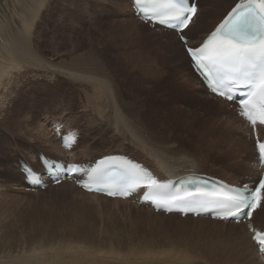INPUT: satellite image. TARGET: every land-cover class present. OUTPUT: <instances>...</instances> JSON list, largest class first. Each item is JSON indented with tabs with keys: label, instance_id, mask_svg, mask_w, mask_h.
Wrapping results in <instances>:
<instances>
[{
	"label": "rangeland",
	"instance_id": "obj_1",
	"mask_svg": "<svg viewBox=\"0 0 264 264\" xmlns=\"http://www.w3.org/2000/svg\"><path fill=\"white\" fill-rule=\"evenodd\" d=\"M123 1L127 6V13L118 11L114 0H50V3L43 7V16L41 14L38 30L47 27L43 22L50 19L52 20L50 23L53 25L49 34L46 33V35L42 31V34L39 33V35L44 39L47 37H54V39H43L39 49L42 53H47L44 56L48 59L49 65L42 63L41 59V62L35 60L38 57L19 56L25 59L21 66L22 69L19 71L22 77L15 88V92L19 96L8 100L0 98V111H3L0 121L4 119L5 112L17 114L23 119L25 127L28 129V136L23 135L26 139H30L31 134L41 129L38 135L45 143L22 148L23 154L33 160L39 156L37 160L40 162V157L42 159L43 155H48L43 151H41L42 154L40 152L36 154L37 149H45L57 157L64 158L70 155L71 159L79 160H85L86 156L81 153L85 150L89 151L93 157L107 151H124L126 154L133 155L132 157L135 156L143 161L147 160L145 163H149L150 165H148L153 169L157 168L159 173L164 170L158 160L149 155L150 149L148 151L133 145L136 137L131 134L133 129L128 125L131 120L130 115L125 114L126 121H116L118 125H115L114 121H107L106 117H101L98 112L96 113L94 98L88 95L95 92L98 97V89L90 88V91H84L85 86H93L96 81H101L100 76L103 69L98 64L101 62L105 69L111 73L116 84L121 85L123 95L138 102L139 105H136L135 108L141 105V110L144 113H147L155 104L168 107L176 113L178 111L179 114L182 112L181 109L185 110L186 114L194 112V101L189 99L190 96L184 94L186 97L182 99L184 97L179 92L164 86L165 79L157 71L155 72L153 66H149L150 62L156 64V60L148 54L151 51L155 54L156 52L152 48L151 51L147 50L146 46L140 48L142 35L136 34L138 33L137 28L136 30L132 29L133 24L130 23L132 19L140 22L141 20L138 16L134 17L135 9L132 2ZM10 3L11 1L7 0L4 6L3 0H0V15L4 13L5 16H12V20L9 19L13 28L17 30V26H21L18 17L19 11L17 8H13L14 6ZM206 7L208 9V5L204 7V10ZM26 24L28 27L29 22ZM139 33L141 34L140 30ZM136 43L140 44L139 47ZM139 51H141V56L152 59L148 62V66L145 59L142 64L140 61L141 65L137 62L139 61ZM6 54H8L6 46L2 43L0 44V56ZM90 57H95L99 62L88 61ZM72 59L86 61L82 64L85 69L77 75L67 72ZM138 67H143L144 71H139ZM181 71L188 78L187 70L183 65H181ZM83 75H89V77H83ZM85 83L88 85H84ZM227 108L235 112L232 105L231 108L229 106ZM180 116L182 117V115ZM33 119L40 120V123H32ZM61 122L66 123V127H73L80 131V145L74 152H62L59 137H54L56 133H53L56 132L58 124ZM240 123L242 125L237 124L239 130L248 139V145L243 146V149H245V153L254 155L256 151L251 129L242 121ZM6 133H10L16 141L10 142V135L6 136ZM178 135L181 137V134ZM20 137L18 130L0 128V141L4 140L6 143L3 148H12L8 154L2 153L0 165L6 163L7 157L11 154L20 152L19 146H26L21 145ZM186 143L181 147L188 149L187 157L193 156L196 151L195 145H192L190 141ZM66 151L68 150L66 149ZM232 154V152H227V155L224 156L217 152L219 161L202 164L204 171L220 175L228 181H237L234 178L245 172V167L251 166L253 169L258 167L254 161L236 162L235 158H231ZM146 156L147 158H145ZM24 161L21 159V166ZM65 161L68 162V160ZM196 161L198 162V160ZM221 161L222 163H220ZM5 166L7 167V163ZM241 168L242 170H240ZM3 173L0 167V174ZM24 173L22 169L20 175L17 176L19 180L0 182V251L2 253L7 251L4 262L8 264H193L178 257H167L165 260L163 257L153 258L148 254L147 251L151 250L167 251L166 249L170 248L167 246L169 242L166 241L168 240H164L167 236L170 244L174 240L182 251L189 252L194 257L199 253V246L205 233L201 227L194 225V222L185 221L186 217L183 218L179 215L181 218L169 217L170 215L153 216L144 210L132 209L121 204H117L119 208L116 209H102L98 206V201H92L91 198L81 194L78 190L54 188L53 183L51 184V181L49 182L47 179H45V187L33 190L27 186V178L25 179ZM23 177L24 185H22ZM243 177H245L244 174H242ZM133 204L137 205L134 201ZM140 207L143 206L140 205ZM143 209L148 210L145 207ZM78 210L82 211L81 214L84 213L85 216H81V220L76 221L75 227L71 225L70 231L67 228V223L73 222L69 220L70 216L73 217ZM194 218L196 219V217ZM201 218L211 219L208 216H201ZM82 220L85 221V225ZM255 221L259 222V220ZM260 225L264 228L262 222ZM244 226L245 228L243 227L242 230L247 231L248 228L246 225ZM80 229L83 231V233L80 232L81 234L78 232ZM75 230L78 232H76L77 235H75ZM170 252L172 253V251Z\"/></svg>",
	"mask_w": 264,
	"mask_h": 264
},
{
	"label": "bare ground",
	"instance_id": "obj_2",
	"mask_svg": "<svg viewBox=\"0 0 264 264\" xmlns=\"http://www.w3.org/2000/svg\"><path fill=\"white\" fill-rule=\"evenodd\" d=\"M6 1L7 0H3L4 6L6 4ZM10 1V4L14 6L13 8H17V10L19 11L18 17L21 21V26L18 24L20 27L17 26L18 29L15 30L11 22L12 16H5L4 13L0 15V44L3 43V45L6 46V50L8 52V54L0 56V98L3 97L6 100L10 98H18L19 96V94L15 92V88L22 77V75L19 74V71H21V66L22 64H24L25 60L24 58L19 56L26 55L27 57H38L35 58V60H38L40 62L42 60V63H46L49 65L48 59L44 56L47 55V53H42L39 49V45L41 41L49 40V38H51L52 40L54 39V37H47L44 39V37L39 35V33L42 34V31L45 32V34L50 32L49 30L53 25L52 23H50L51 19L47 22H43L45 26L47 25V27H42L40 28V30H38V23L40 21L41 14L44 11L43 7L46 4H49L50 0ZM114 1L116 2L118 11H122L125 13L128 12L126 10L127 6H125V2L123 0ZM238 1L239 0H199L200 8L198 10V13L195 16L192 24L186 29L185 32V34L189 37V44L197 46L201 42H203L204 38L209 34V32L215 28L218 22L227 15V13L233 8V6H235ZM129 3H131L130 0ZM206 5H208V9L206 7V9L204 10V7ZM131 13L130 16L132 17ZM14 16L15 15L13 14V17ZM18 17L16 16V18ZM134 17H136L135 14ZM5 18L7 19V22ZM9 18H11V20ZM27 22H29L28 27L26 24ZM130 24H133L132 29L136 30L137 28L138 33L136 34H139V36L142 35L140 48L146 46L145 48H147V50L151 51L153 49L156 52V54L152 51L149 54L147 53L151 56V58L154 57V59L156 60V64L150 62L149 66H153L155 68V72L157 71V73L165 79L164 86H166L167 88H171L176 92H179L184 97L182 99H185L186 97L184 94L190 96V98H188L194 101V112L186 114L185 110L179 108L182 110V112L180 111L182 114H179L178 111L176 113L168 107L160 104H155L150 108V110H148L147 113H144L141 110V105L135 108L136 105H139L138 102H135L132 98H126L123 95V92L120 88L121 85L116 84L113 76L107 69H105V66L95 57H90L88 61L95 63L99 62V66L103 69V73L100 76L101 81H96L93 86H85L84 89L85 92H87V90L90 91V88L98 89V97H96L95 92L88 94L90 97L94 98L96 113L98 112L99 116L101 117H106L107 121H114L115 125L117 124L116 121L122 120L123 122V120H127V118H124L125 114L130 115L131 120L129 121V123H127L129 127L133 129V133L131 134L136 137V141L132 140L134 142L133 145L135 147L137 146L148 151L150 149L149 155L156 158L159 164L164 168L161 173L157 171V168H154L160 176L162 175L161 178L163 179V181L167 180L168 178L180 180L184 176L190 174L206 176L211 175L223 179V177H221L220 175L218 176L216 174H211L204 171V166L202 165L209 161L218 162L219 158L217 156V152L218 154H224V156L225 154L227 155V152H232L233 154L231 155V158H235L236 162L244 163L248 160L249 162L254 161L255 164L260 166L258 154H247L245 153V149H243V146L248 145V139L247 136L243 135L241 130H239V125H242L240 121L246 124L245 120L240 115H238V111H230L227 108V106H231L230 103L221 98L215 97L214 95H211L210 91L204 84V81L200 78V76L193 68L192 60L189 57L185 45L181 42V39L179 38L177 32L166 28L152 26L150 27L148 24L142 21H136V19H132V22ZM139 30L141 31V34L139 33ZM139 45L137 46L139 47ZM141 51L138 52L139 61L137 62L139 63V65H141L142 63H144L143 61L145 59L148 66V62L151 58L149 59L147 57L141 56ZM84 63H86V61H83L81 59H72V61L68 65L69 69L67 70V72L71 75H77V73H81L85 69V67L82 65ZM181 65H183L187 70L188 78L185 77L186 74H182ZM139 67V71H144V66L141 68ZM134 68L135 67L133 65V69ZM149 69L153 70V68L151 67H149ZM140 76H142V74H140ZM83 77H89V75H83ZM84 85H88V83H85ZM2 113L3 111H0L1 116ZM180 115H182V117ZM32 123L38 124L40 123V120L33 119ZM27 125H30V123H27ZM59 125H62L64 130L65 128H68L64 123H59ZM0 128L9 130L15 129L20 131L21 145H26L24 147L19 146L20 152H15L11 154V156L7 157V167L5 166L6 163L0 165L1 169L4 172L3 174H0L1 183L4 180H8L11 182L19 180V177L17 176L20 175V172L22 171V169H24V166H21V159L34 164L37 169L43 171L45 175L50 176L43 164L40 163L39 160H37L39 156L35 158V160H33L28 155L23 154L22 150V148H30L32 146L39 145V143H45L38 135L41 129H38V131L31 134L30 139L24 138L23 135H25L26 137L28 136V129L25 127L23 119L17 116V114L11 112H5L4 119L0 121ZM55 133L56 135L54 137L58 138V132H54L53 134ZM8 134L10 135V142L14 143L16 139L10 133H6V136H8ZM178 134H181V137ZM61 139L62 136L59 137V140ZM188 141L192 142V145H195L196 149L194 155H189L190 157H187L188 149L185 147H181L182 145H186V142ZM253 144L254 148L256 149L254 139ZM5 145L6 143L4 140L0 141V156H2V153L8 154L12 149L3 148ZM62 145L63 144L61 141L60 150L62 152H74V150L78 149L80 145V139L71 150L66 151V149L63 148ZM223 146L226 147L223 148ZM41 151L50 156L51 160H57L61 158L53 155L45 149H37L36 154H39V152L41 154ZM81 153L86 156L85 160H79L75 158L71 159L70 155L64 158L69 162H82L90 160L91 163H94L97 161V159L102 158L108 154H121L124 153V151H107L96 157H93V155L87 150ZM21 154H23V156H20ZM145 158H147V156ZM194 158L198 160V162ZM139 160L142 162L147 161H143L141 159ZM220 163H222V161ZM242 168L240 170H242ZM244 170L245 172H242L241 175H238V177L234 178V180H237L236 183H253L258 179L260 175V170L258 167L253 169L251 166H249L245 167ZM242 174H244L245 177L242 178ZM48 176H46L45 178H47V180H50L51 177L49 178ZM24 177L26 178V174L24 175ZM24 177L23 183L21 182L22 185H24ZM179 180L176 182V185H179ZM209 182H211L210 179ZM51 183H53L52 178ZM56 187H61L66 190H78L81 194L91 198L92 201H98V206L102 209H116L119 208V205L117 204H121L129 206L132 209L144 210L146 213L153 216H166V214L163 213L154 214L156 212L151 210L148 205H142L143 207H140V204L138 203H136L138 206L134 205L133 201H131L130 199L123 200L119 198H109L96 193L85 192L76 187L75 183L71 181L62 182L60 185L55 186L54 188ZM144 207L148 208V210L143 209ZM81 212L82 211L78 210V212L75 213L73 217L70 216L69 220H72L73 222L69 221L67 223V228L69 230L71 228V225L75 227L74 224L76 223V221L81 220V216L84 215V213L82 215ZM169 215V217H179L177 214ZM255 220H259V222H256ZM82 221L81 223L84 222L83 224L85 225V221ZM185 221L194 222V225L201 227L205 233L204 239L199 246V253L195 257L189 252L182 251L180 247H178L179 245L176 244L174 240L173 243L170 244L168 236L164 239H167L168 241L166 242H169L167 246H169L170 248H165L167 251L151 250L147 251L148 254H150L153 258L163 257L165 260H167V257H178L179 259L188 260V263L193 264H264V254L260 253L259 247L252 239L253 234L249 231V229H246L247 231L242 230L243 227L245 228L244 224L238 225L234 221H219L201 217H197L195 219L192 216H187ZM254 222L257 226L263 228V226L260 225V222L264 224V206H262V208L256 212ZM81 229L80 231L78 230L79 233H83ZM85 230L87 229L85 228ZM76 232L77 231L75 230V235H77ZM182 245L186 246L185 244ZM12 248L14 247L12 246ZM161 249L164 250L163 248ZM170 251H172V253ZM6 252L2 253L0 251V264H8L7 262H4L7 255Z\"/></svg>",
	"mask_w": 264,
	"mask_h": 264
},
{
	"label": "snow or ice",
	"instance_id": "obj_3",
	"mask_svg": "<svg viewBox=\"0 0 264 264\" xmlns=\"http://www.w3.org/2000/svg\"><path fill=\"white\" fill-rule=\"evenodd\" d=\"M134 3L136 14L146 17L148 23L163 25L180 33L188 27L189 21L197 13L194 0H134ZM158 3L170 6L163 13L162 19L157 18L161 15L156 7ZM180 39L182 43L187 44L185 36L181 35ZM186 51L203 73V79L214 94L238 102L242 109L240 115L247 118L253 126L257 121L264 125V0H245L237 3L206 42L186 47ZM221 88L227 91L220 90ZM258 145L261 158L264 159V143L258 142ZM41 163L53 175L57 172L81 171L79 165H66L54 160H42ZM100 163L117 164L119 161L115 157H105ZM23 170L33 183L40 184L38 175L31 167L25 165ZM102 171L97 170V174L101 175ZM147 187L158 190L161 185L153 178ZM262 190L264 178L259 180L258 187L250 189L245 185L235 195L225 198L228 206L218 209L221 218L239 219L251 216L254 208L264 206ZM122 194L129 193L124 191ZM197 194L192 191L173 199L178 202H191ZM259 244L264 250V239H261Z\"/></svg>",
	"mask_w": 264,
	"mask_h": 264
}]
</instances>
